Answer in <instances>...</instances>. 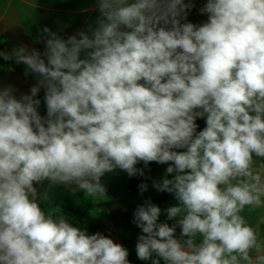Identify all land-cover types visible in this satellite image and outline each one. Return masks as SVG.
Wrapping results in <instances>:
<instances>
[{"label":"clouds","instance_id":"obj_1","mask_svg":"<svg viewBox=\"0 0 264 264\" xmlns=\"http://www.w3.org/2000/svg\"><path fill=\"white\" fill-rule=\"evenodd\" d=\"M191 7L98 0L94 28L66 40L43 29L47 62L27 46L0 52L40 77L20 99L0 90V264H130L123 245L42 207L51 198L37 186L103 199L101 178L144 175L141 161L169 164L153 187L179 202L166 212L181 233L146 201L134 213L140 260L264 264V0H207L199 26L181 23ZM246 209L262 210L255 226Z\"/></svg>","mask_w":264,"mask_h":264},{"label":"crops","instance_id":"obj_2","mask_svg":"<svg viewBox=\"0 0 264 264\" xmlns=\"http://www.w3.org/2000/svg\"><path fill=\"white\" fill-rule=\"evenodd\" d=\"M184 2L186 4L191 3L192 7L186 10L187 17L186 19L182 18L181 23H192L199 26L207 22L208 14H202L200 11L206 5L207 0H184ZM99 16L98 0H0V52L10 54L13 49L19 46H27L30 50H38L41 53V57L47 62L46 57L43 56L46 50V34L43 33L45 27L66 40L69 36L80 31H87L89 26L94 28ZM81 58H84L83 53ZM26 71L28 72L27 75L25 74ZM39 79L40 77L28 71L27 66L23 63L17 64L15 59L5 60L0 57V90L11 86L13 95L20 99L24 94H30L31 87L35 86ZM44 97L45 89L41 87L35 98L40 100L37 110L42 117L47 116V106ZM195 122L197 126L202 125L197 133L206 127V117H198ZM184 150L179 149L177 151ZM255 159L260 162L261 158ZM136 167L137 169H142L144 175L137 174L134 176H139L141 184L147 185V190L141 191L139 188V193L154 194L159 192L156 188L151 189L148 187L156 181H162L167 168L156 162H150L145 166L142 161L138 162ZM134 176H129L126 171L116 168L101 178V183L106 189L105 197L110 198L112 203H114L107 211L116 209L121 201L130 197L131 182ZM64 186L73 192L81 191L74 184ZM178 204L179 202L172 194L161 204L157 205L161 209L160 223H168L169 226L177 225L179 217L169 220L166 209ZM261 211L257 210L249 213L246 209L242 214L255 226ZM67 220L73 225L69 219ZM260 231L261 235L264 236V224L260 225ZM180 233L181 228L177 225L176 238H180ZM124 247L129 252L128 260L130 264H152L153 259H159L160 264H165V261L155 254L147 261L140 260L134 247Z\"/></svg>","mask_w":264,"mask_h":264},{"label":"trees","instance_id":"obj_3","mask_svg":"<svg viewBox=\"0 0 264 264\" xmlns=\"http://www.w3.org/2000/svg\"><path fill=\"white\" fill-rule=\"evenodd\" d=\"M201 127V124L198 125L196 131ZM161 165L166 168L169 166V164ZM168 178L171 179V175H169ZM140 184L141 178L139 176H134L131 182L130 197L121 201L116 209L100 214L93 213L94 208H97L101 201L107 199L106 197L103 199L94 198L90 206L91 211H84L81 210L80 207L84 198L87 197V194L82 190L73 192L64 185H55L49 188L47 181H45L43 185L37 187L40 193L47 191L51 198L48 203L42 202V207L47 208L49 204H58L62 208L66 219H69L75 227L86 231L90 235L101 233L113 239L116 243L136 249L138 238L143 234L142 230L134 222V213L136 209L148 200L155 205H159L172 195V193L161 191L154 194H141L139 193Z\"/></svg>","mask_w":264,"mask_h":264},{"label":"rangeland","instance_id":"obj_4","mask_svg":"<svg viewBox=\"0 0 264 264\" xmlns=\"http://www.w3.org/2000/svg\"><path fill=\"white\" fill-rule=\"evenodd\" d=\"M148 188L152 189L155 187H153V185H150ZM93 199H94V197H92V196H87L86 198H84L83 203L80 207L81 210L90 211V206H91V203H93ZM113 205H114V203H112L110 198L104 199L103 201H101L99 203V206L97 208H94L93 213L100 214V213L106 212L107 209L112 207Z\"/></svg>","mask_w":264,"mask_h":264}]
</instances>
